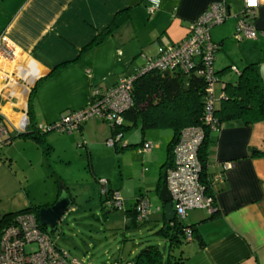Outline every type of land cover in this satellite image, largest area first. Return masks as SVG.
<instances>
[{"label":"crops","instance_id":"0c3cea01","mask_svg":"<svg viewBox=\"0 0 264 264\" xmlns=\"http://www.w3.org/2000/svg\"><path fill=\"white\" fill-rule=\"evenodd\" d=\"M218 1L226 4L229 26L235 28L244 0H159L153 12L148 11L151 0H0V36L15 48L8 61L13 69L0 75V119L12 130L8 134L17 132L20 122L28 118L29 93L36 80L56 65L67 62L39 82L32 99L40 126L84 107L92 86L114 85L122 74L134 73L158 55L163 45L183 39L199 15ZM125 8L130 19L101 44L78 56L80 48L111 22L114 13ZM254 25L256 38H237V61L230 64L239 67L259 61L264 77V5L256 8ZM210 38L221 41L223 50V38L216 34ZM3 78L8 81L5 87ZM217 86L219 96L222 88ZM82 128L87 129L88 124L80 132ZM212 138L208 172L217 187L220 216L197 224L204 244L187 241L186 258L179 264H264V157L247 155L249 146L264 149V122L251 126L227 122ZM23 142L33 143L29 139ZM225 162L231 166L224 170ZM219 173L224 174L223 182L214 179ZM2 174L11 186V173L5 170ZM161 209L164 211L160 200L152 210L160 215ZM208 214L204 208L190 209L184 223L198 222Z\"/></svg>","mask_w":264,"mask_h":264},{"label":"rangeland","instance_id":"374dc122","mask_svg":"<svg viewBox=\"0 0 264 264\" xmlns=\"http://www.w3.org/2000/svg\"><path fill=\"white\" fill-rule=\"evenodd\" d=\"M225 10V20L210 29L212 38L214 34L223 38V50L215 52L214 68L237 61L235 53L239 50V42L233 35L235 29L229 26L227 6ZM11 68L13 66L5 64V69ZM223 76L231 81L236 79L231 70ZM85 124L88 128H82L81 132L80 128L69 132L49 131L46 135L51 146L49 153L35 142L17 139L15 133L11 143L3 142L9 134L0 135V216L27 206H48L63 191L72 197L73 204L58 222L56 230H47L59 249L82 264H110L113 261L124 264L133 260L147 245L164 249L166 255L185 249L187 241L170 248L165 236L157 232L161 226L158 211H152L148 221L135 228L126 226L125 219V210L132 207L140 194L148 196L151 209L160 203L156 183L171 129L146 130L145 139L153 144L149 151H139L141 145L121 151L107 144L111 128L106 122L92 117L83 126ZM140 139L138 127H131L124 133L127 142L138 143ZM5 170L13 177L10 178V189L7 178L5 181L2 178ZM102 182L117 189L123 204L116 210L105 211L102 207ZM185 218L182 221L187 223Z\"/></svg>","mask_w":264,"mask_h":264},{"label":"trees","instance_id":"16d2710c","mask_svg":"<svg viewBox=\"0 0 264 264\" xmlns=\"http://www.w3.org/2000/svg\"><path fill=\"white\" fill-rule=\"evenodd\" d=\"M244 13L245 9L243 6L242 11L236 15V19ZM129 19L130 11L128 8L116 11L111 22L98 31L90 41L80 48L78 56L94 46L101 44L108 35L112 34ZM252 19L254 21L255 16ZM212 42L215 45V55V52L222 49V43L221 41ZM66 64L67 62H62L56 65L45 77L53 74L58 68ZM145 64L146 62L141 68L132 73L135 75L131 90L132 104L124 112V121L120 125L107 123L111 128L109 138H115L112 146L116 150L122 151L129 147L142 146L146 141L144 134L148 129H171L172 135L166 144L165 157L160 164V173L156 183V191L158 194L162 184V173L174 164V147L180 139L182 130L187 127H198L203 130V138L197 151L200 162L198 180L204 194L210 198L211 206L214 209L200 221L191 224L184 223L182 221L184 216L180 217L176 214L172 221H165L164 213L161 209V226L157 230L158 233L165 236L170 248L179 246L183 241L190 240H196L198 245L202 246L204 242L197 230V224L220 216V209L216 201L217 187L215 188L212 176L208 172V147L213 140L212 135L219 132L221 127L227 122L240 121L245 126H251L256 122H264V77H262L260 72L259 61L243 63L239 67L227 64L219 69L214 68L215 75L218 77L219 82L222 83L223 96L218 100V103L213 109L214 121L210 124L204 121L205 88L207 81L203 75L197 72L202 67L201 64H197L196 67L187 71L182 69H149L144 71L142 68ZM232 66H235L237 69V72H235V81L223 78V75L230 71ZM45 77L37 79L30 89L27 110L29 124L27 129L23 132H16L15 134L16 137L22 140H32L38 146L44 147L46 153H49L51 146L46 141V135L49 131L54 130L52 128L54 123L47 125L43 130L34 117L32 104L37 86ZM94 86L104 88L100 85ZM131 127H138L140 129L141 139L138 143L124 140V133ZM12 134L14 133L7 136L3 142L11 143ZM117 134L120 136L117 137ZM247 155L248 157H264V149L249 146ZM101 184L102 207L105 211H108V209L116 210L118 208L116 205L118 200L116 197L117 189L107 187L106 182H102ZM141 197H144V195L140 194L135 199L132 207L125 210L126 226L130 228H135L141 223L148 221L149 215L151 214L138 219L137 205ZM119 199L121 200V198ZM161 205L163 207L162 202ZM42 206L47 205L27 206L23 210L8 211L0 216V228L11 224L19 213L28 212L35 216L40 228L49 233L47 230L48 227L41 225L38 219V211ZM188 231L191 233V238L189 239L187 237ZM185 258L183 249L166 255L165 251L159 247L147 245L137 253L133 260L127 262H131V264H179Z\"/></svg>","mask_w":264,"mask_h":264},{"label":"built area","instance_id":"2783aa9c","mask_svg":"<svg viewBox=\"0 0 264 264\" xmlns=\"http://www.w3.org/2000/svg\"><path fill=\"white\" fill-rule=\"evenodd\" d=\"M159 0H151L148 8L153 12L158 8ZM264 5V0H244L245 13L237 21L234 37L238 39L256 38V27L252 19L255 9ZM224 2H213L208 9L189 26L186 36L178 42L163 45L158 55L150 57L142 70L149 69L189 70L201 64L197 72L207 81L205 95L204 121L213 123V109L223 96V91L216 93L219 82L215 75L213 61L215 59V45L210 39L212 26L225 20L226 10ZM15 48L3 36H0V75L7 71L3 65L13 58ZM231 70L237 72L235 66ZM12 78H14L12 76ZM135 75L122 74L117 82L106 88L94 86L91 88L90 100L82 108L63 113L52 128L59 132H69L79 128L89 118L97 117L106 123L120 125L124 121V112L131 106V90ZM3 81L4 78H3ZM5 87L8 81L3 82ZM43 130L46 126H40ZM10 127L4 119H0V134L8 132ZM12 131V130H11ZM120 135L117 134V137ZM203 138V130L198 127H187L182 130L180 139L174 147V164L166 171V186L172 197L175 214L183 217L186 212L194 208H205L211 212L208 198L199 183L200 162L197 151ZM115 138L107 140L112 146ZM153 144L145 141L139 151H149ZM224 170L231 166L230 162L223 164ZM223 174H216L214 179L223 182ZM118 198L117 207L123 202ZM138 219L147 217L152 213L151 204L146 196L139 199L137 205ZM191 238L190 231L187 232ZM0 264H82L75 258H70L66 252L59 249L51 235L40 228L35 216L31 213H19L14 221L0 228ZM112 264H120L118 261ZM124 264H131L125 262Z\"/></svg>","mask_w":264,"mask_h":264},{"label":"water","instance_id":"95a60500","mask_svg":"<svg viewBox=\"0 0 264 264\" xmlns=\"http://www.w3.org/2000/svg\"><path fill=\"white\" fill-rule=\"evenodd\" d=\"M28 124V118L25 117L20 122L17 132L25 131L28 127ZM158 197L163 203L164 220L168 222L172 221L175 217V211L172 204V197L166 186L165 171L162 173V184L158 192ZM72 204V197L67 192L60 191L54 203L39 208L38 219L40 224L47 226L51 231H55L58 222L61 220L65 212L72 206Z\"/></svg>","mask_w":264,"mask_h":264},{"label":"bare ground","instance_id":"6f19581e","mask_svg":"<svg viewBox=\"0 0 264 264\" xmlns=\"http://www.w3.org/2000/svg\"><path fill=\"white\" fill-rule=\"evenodd\" d=\"M84 123H85V122H84ZM84 123H82L81 125H83ZM81 125H80V126H81ZM79 128H80V127H79ZM6 134H8V132H6V133H1L0 135L3 136V135H6ZM165 172H166V171H165Z\"/></svg>","mask_w":264,"mask_h":264},{"label":"clouds","instance_id":"9594fccd","mask_svg":"<svg viewBox=\"0 0 264 264\" xmlns=\"http://www.w3.org/2000/svg\"><path fill=\"white\" fill-rule=\"evenodd\" d=\"M16 133V132H15Z\"/></svg>","mask_w":264,"mask_h":264}]
</instances>
